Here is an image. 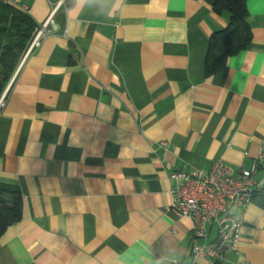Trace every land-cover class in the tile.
Wrapping results in <instances>:
<instances>
[{
    "label": "crops",
    "instance_id": "crops-1",
    "mask_svg": "<svg viewBox=\"0 0 264 264\" xmlns=\"http://www.w3.org/2000/svg\"><path fill=\"white\" fill-rule=\"evenodd\" d=\"M12 6L37 27L55 13L0 111V184L22 196L0 264H215L191 256L170 175L217 160L239 174L264 153V0H246L249 47L210 76L209 38L228 17L204 0H124L114 15L112 0ZM255 180L264 188V160ZM232 213L241 240L221 264H264V209Z\"/></svg>",
    "mask_w": 264,
    "mask_h": 264
},
{
    "label": "built area",
    "instance_id": "built-area-1",
    "mask_svg": "<svg viewBox=\"0 0 264 264\" xmlns=\"http://www.w3.org/2000/svg\"><path fill=\"white\" fill-rule=\"evenodd\" d=\"M12 5L15 0H3ZM26 13V7H20ZM52 11L50 17L33 32L32 38L23 53L15 75L18 73L27 57L40 45L50 33L53 23ZM6 91L0 97V111L4 106ZM163 146H166L164 143ZM264 153L257 157L250 169L235 174L233 168L222 160L215 161L209 172L194 170L190 173L173 172L170 179L176 186L171 190L172 203L170 210L178 217H188L194 222L192 233L193 244L191 256L205 258L215 264H221L226 255L236 253L241 240L242 219L233 215L234 208L245 209L251 201V196L257 187L255 173L259 168ZM215 226V236L210 240V227Z\"/></svg>",
    "mask_w": 264,
    "mask_h": 264
},
{
    "label": "trees",
    "instance_id": "trees-1",
    "mask_svg": "<svg viewBox=\"0 0 264 264\" xmlns=\"http://www.w3.org/2000/svg\"><path fill=\"white\" fill-rule=\"evenodd\" d=\"M204 1L216 14H225L228 17L227 27L214 31L209 38L205 74L210 76L220 71L229 57L249 47L252 32L246 0ZM36 28L37 25L28 13L0 0V97L9 88ZM252 200L264 209V188H256L251 196ZM21 216L20 190L14 186L0 184V236L10 225L19 221Z\"/></svg>",
    "mask_w": 264,
    "mask_h": 264
},
{
    "label": "clouds",
    "instance_id": "clouds-1",
    "mask_svg": "<svg viewBox=\"0 0 264 264\" xmlns=\"http://www.w3.org/2000/svg\"><path fill=\"white\" fill-rule=\"evenodd\" d=\"M88 3V0H77V4L82 6L84 4ZM124 7V0H112V7L109 9L111 15H114L115 13L121 11V9Z\"/></svg>",
    "mask_w": 264,
    "mask_h": 264
}]
</instances>
